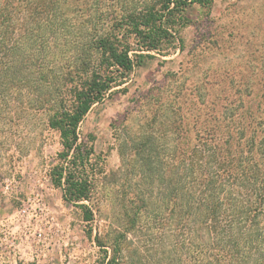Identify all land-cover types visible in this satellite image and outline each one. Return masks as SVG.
<instances>
[{
  "label": "rangeland",
  "instance_id": "obj_1",
  "mask_svg": "<svg viewBox=\"0 0 264 264\" xmlns=\"http://www.w3.org/2000/svg\"><path fill=\"white\" fill-rule=\"evenodd\" d=\"M83 1L93 7L98 4L97 15L103 16H94L83 29L84 18L67 8L60 23L65 25L60 32L67 38L60 35L57 40L55 34L43 38L47 48L62 56L51 62L38 59L52 69L55 78L45 89L49 97L50 88L51 99L44 108L61 100L71 105L77 89L90 79V71L100 61L97 50L89 46L94 23L95 36L114 26L117 37L128 38L137 52L128 16L160 5L158 0ZM181 13L183 19L173 26L172 42L136 64L124 79L118 78L122 83L113 82L80 123V168L91 183L89 200L70 202L53 182L51 171L60 161L63 146L48 117L37 113L41 109L33 106L28 110L31 117H9L0 128V264H107L112 258L120 264H195L193 258H201L194 242L200 233L193 228L192 215L175 216L191 210L193 202L188 207L178 204L180 210L176 208L173 215L171 207H163L162 176L172 171L166 173L164 165L178 164L179 154H169L187 148L181 143L186 126L193 135L197 88L207 92L214 83L232 84V80L250 84L264 71V0H213L209 7L192 5ZM41 17L47 23L55 19L51 13ZM19 36L15 33L5 48L25 43ZM30 43L36 47L17 51L36 53L41 42ZM59 44L62 50H54ZM87 45L91 59L84 71L78 59ZM41 65L28 58L26 67ZM32 98L33 92L24 88L15 101L26 106ZM201 112L206 123L209 113L206 108ZM171 168L173 182L183 183L180 168ZM185 183L178 198L193 195V177ZM81 203L92 212V219L85 218ZM227 223L223 217L218 225L225 229ZM202 234L207 238L204 228Z\"/></svg>",
  "mask_w": 264,
  "mask_h": 264
},
{
  "label": "trees",
  "instance_id": "obj_2",
  "mask_svg": "<svg viewBox=\"0 0 264 264\" xmlns=\"http://www.w3.org/2000/svg\"><path fill=\"white\" fill-rule=\"evenodd\" d=\"M157 3H160L159 7L156 4L147 6L138 15L128 16L132 22L131 33L139 47L137 52L128 38L117 37L114 26H108L103 33L98 31L95 36L94 23L89 31L92 35L89 46L97 50L100 61L90 71V79L77 89L71 105L61 100L56 106L44 108L51 99L50 88L49 97L45 89L49 87L48 81L55 78L51 76L52 69L38 63V59L51 62L62 56H56L53 49L47 48L43 38L55 34L58 40L64 35L60 31L65 25L60 23L67 8L75 12V16L84 18L83 29L92 19L103 16L97 15L101 8L83 0H0V115L4 117L0 120V128L3 129L9 117H31L29 111L33 106L41 109L36 110L37 113L41 117L47 116L48 125L60 133L63 149L51 177L63 188L64 198L70 202L90 198L91 183L83 177L80 168L83 153L78 130L85 115L96 102L104 99L113 82L122 83L123 80L118 81V78L124 79L136 64L152 57V52L160 51L165 42H172L175 38L173 26L183 19L181 12L192 5L209 7L213 0H158ZM92 7L93 11L89 13ZM49 13L55 19L48 23L41 21V16L47 17ZM18 32L19 40L26 42L7 50L5 45ZM33 39L37 45L41 42L36 53L17 51L27 46L35 48V43H30ZM57 48L62 50L60 44L54 50ZM82 50L78 62L85 71L90 66L91 53H88V45ZM28 58L32 64L41 66L28 69ZM222 83H214L207 89L210 93L202 88H197L194 93L193 135L185 125L181 143H186L187 148L167 153L169 157L179 154L176 167L169 163L164 165L166 173L173 171L171 167L180 168L183 183L178 179L173 182L172 171L163 173L165 194L162 204L165 210L171 207L173 215L178 204L186 203L188 207V202H193L191 210L178 212L175 216L182 219L192 215L196 225L193 228L200 233L194 242L198 243L196 250L200 251L201 258H193L195 264H264V71L250 84H236L234 80L232 84ZM24 88L33 92L32 101L29 99L26 106L17 105L15 100ZM44 94L47 96L43 97ZM203 108L209 113L206 123H203ZM189 177H193V195L178 198V190L186 186ZM80 206L86 209L85 218L92 219L87 205L81 203ZM223 217L229 221L226 225L229 231L218 225ZM203 228L207 230V238L202 234ZM107 264L120 262L112 258Z\"/></svg>",
  "mask_w": 264,
  "mask_h": 264
}]
</instances>
